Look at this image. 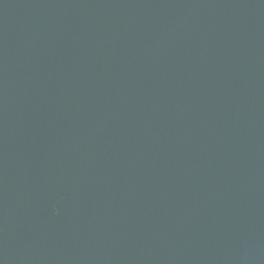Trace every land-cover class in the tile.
<instances>
[{"label": "water", "instance_id": "obj_1", "mask_svg": "<svg viewBox=\"0 0 264 264\" xmlns=\"http://www.w3.org/2000/svg\"><path fill=\"white\" fill-rule=\"evenodd\" d=\"M0 264H264V0H0Z\"/></svg>", "mask_w": 264, "mask_h": 264}]
</instances>
